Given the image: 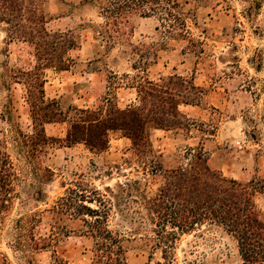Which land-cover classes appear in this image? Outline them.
<instances>
[{
    "label": "rangeland",
    "instance_id": "rangeland-1",
    "mask_svg": "<svg viewBox=\"0 0 264 264\" xmlns=\"http://www.w3.org/2000/svg\"><path fill=\"white\" fill-rule=\"evenodd\" d=\"M41 1L46 19L52 20L48 30L80 36L81 44L67 55L71 71L61 73L45 69L46 61L39 65L35 46L11 40L8 27L0 26V151L12 174L9 191L0 194L5 203L0 264H57L58 258L93 264V241L84 236L80 213L58 206L71 190L105 201L109 229L127 238V264H241L235 238L210 226L180 236L165 260L151 239L154 227L144 198L164 185L167 170L191 162L187 146L201 143L213 170L246 185L252 182L258 191L254 201L264 215V0H164L174 16L163 10L151 17L136 14L118 34L101 10L104 0ZM94 56L98 60L89 64ZM87 69L102 73L98 95L108 100L111 113L117 100L126 105L119 89L138 87L146 76L155 82L174 75L189 80L200 88L198 106L184 109L192 112L189 128L174 131L192 140L181 141L163 158L157 149L146 156L130 149L109 154H92L84 146L68 149L62 125H46L47 138L39 137L31 97L41 94L33 86L44 78L47 102L58 101L73 123L80 117L73 95L85 84L75 78L83 82ZM134 182L140 187L132 189L138 205L127 203L120 191ZM134 230L142 235L130 238Z\"/></svg>",
    "mask_w": 264,
    "mask_h": 264
},
{
    "label": "trees",
    "instance_id": "trees-1",
    "mask_svg": "<svg viewBox=\"0 0 264 264\" xmlns=\"http://www.w3.org/2000/svg\"><path fill=\"white\" fill-rule=\"evenodd\" d=\"M172 6L164 0H104L101 10L115 33L121 32L130 17L140 14L151 17L163 10L166 15L174 16ZM42 9L41 0H0V26L6 25L10 39H17L35 46L39 65L57 71L70 69L67 55L79 48L80 36L61 31H50ZM109 35V39L113 40ZM48 56V58H45ZM39 67V66H38ZM37 67V69H38ZM133 69L139 68L134 65ZM45 80L39 81L40 97H31L33 121L39 128L38 136L47 138L45 125L63 123L67 117L59 108L58 101L47 102L44 91ZM140 98L139 106L125 109L115 104V113L79 110L76 122L70 121V128L64 143L67 147L84 144L93 153L108 149L109 133L120 132L132 142L133 151L153 155L152 130L174 131L188 129L190 122L180 112L181 105L198 106L197 94L200 88L180 76L161 78L160 82L143 78L139 86L132 85ZM51 108H53L51 110ZM36 114V116H34ZM191 162L167 170L164 185L153 197L144 198L148 219L154 227L151 238L155 248H161L163 258L171 256L177 241L183 234L195 231L197 227H218L230 234L238 243L241 264H264V215L254 201L256 189L252 182L243 184L235 179L226 178L220 171L213 170L209 158L200 143L189 148ZM155 155V154H154ZM157 157H161L160 155ZM10 162L0 151V194L11 187ZM7 169V170H6ZM127 187V188H126ZM120 186V191L128 196L135 205L133 190L140 191L139 182ZM133 189V190H132ZM264 193V186L262 188ZM72 196L60 198L61 211L77 210L87 227L84 236L93 241V264H127L123 247L127 238L113 233L108 227V206L103 199H92L85 194L71 190ZM119 194L115 195V208H119ZM121 195V196H122ZM89 204L96 205L92 208ZM3 199L0 210L4 207ZM140 214V211L137 212ZM89 218V219H88ZM139 230L131 231L130 238L141 236ZM57 264H68L59 258Z\"/></svg>",
    "mask_w": 264,
    "mask_h": 264
},
{
    "label": "crops",
    "instance_id": "crops-1",
    "mask_svg": "<svg viewBox=\"0 0 264 264\" xmlns=\"http://www.w3.org/2000/svg\"><path fill=\"white\" fill-rule=\"evenodd\" d=\"M98 60V56H94V60H87V62L90 64L92 63V61H97ZM115 63H117V61L115 60ZM70 65V62H69ZM71 71V65H70V69L66 70V71H59L61 73H69ZM84 74V75H83ZM85 75L88 78H85ZM81 78L83 80V82H79L80 80H77L75 78V81H77V84H81V83H85L82 84V90L80 94L75 93L74 96V100H73V105L79 109V110H89V111H96V112H103L104 115L106 114V102L108 100H104L101 101L100 100V96L98 95V91H99V85L101 80L103 79L102 77V73L100 71H90V70H86L82 73ZM44 91H45V85H44ZM119 91H122V93L119 95L121 98L122 102L126 101V105L123 103L118 102L117 100V105L119 106V108L121 109H125L127 107L130 106H136L139 105V99H138V95L137 92L136 94L132 93V91H136L135 88L132 87H125V88H120ZM126 93V94H124ZM131 93V94H129ZM125 95V96H123ZM61 97V96H59ZM132 97V98H130ZM134 97V98H133ZM45 98H46V93H45ZM48 100V98H46ZM58 99V98H57ZM55 100L54 98L51 99ZM191 108H195L197 106H192V105H181L179 107L180 112L186 117V119L190 122H192L191 119V115L192 112L191 110H188V112H185L184 109H190ZM75 108V109H76ZM70 118L67 119L66 122L63 123H51V124H46L47 126H60L62 125L64 127V131L65 133H63L61 135V137L64 136V139L67 136L68 133V127L70 126ZM45 125V126H46ZM46 129V128H45ZM179 131H182L181 129H178ZM47 131V130H45ZM152 143H153V147L154 149L158 150V153L161 157H166L169 153H171L172 149H176V145L178 146L179 143H183L181 141H186L188 143V141L192 140L191 138L189 139H185V137L176 131H167V130H161V129H154L152 130ZM110 137L112 138V140L110 141ZM200 144V143H199ZM155 145V146H154ZM79 146H84L86 147L84 144H77L74 145L72 147H67L68 149H73V148H77ZM199 146V145H198ZM197 146V147H198ZM188 148H194V146L190 145L187 146ZM87 148V147H86ZM133 150L132 149V142L129 138L124 137L120 132H115V131H111L109 133V144H108V149L105 151L107 154L110 153L111 150H115V152H122L123 150ZM88 151H90L87 148ZM102 152L101 154L105 153ZM90 153L92 154H96L90 151ZM176 168V167H174ZM172 168V169H174Z\"/></svg>",
    "mask_w": 264,
    "mask_h": 264
}]
</instances>
